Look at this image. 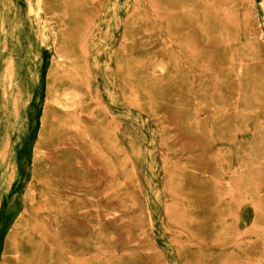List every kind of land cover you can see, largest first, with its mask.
Masks as SVG:
<instances>
[{
  "label": "rangeland",
  "instance_id": "1",
  "mask_svg": "<svg viewBox=\"0 0 264 264\" xmlns=\"http://www.w3.org/2000/svg\"><path fill=\"white\" fill-rule=\"evenodd\" d=\"M0 264H264V0H0Z\"/></svg>",
  "mask_w": 264,
  "mask_h": 264
}]
</instances>
